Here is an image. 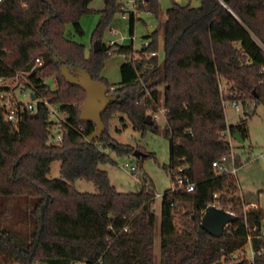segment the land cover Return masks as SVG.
Listing matches in <instances>:
<instances>
[{
    "label": "trees",
    "instance_id": "16d2710c",
    "mask_svg": "<svg viewBox=\"0 0 264 264\" xmlns=\"http://www.w3.org/2000/svg\"><path fill=\"white\" fill-rule=\"evenodd\" d=\"M92 1L0 3V78L30 73L35 86L49 79L55 89L44 97L64 117L56 125L48 109L37 105L33 113L23 111L14 127L0 110V264H155L152 186L145 182L135 193H120L99 166L111 162L107 149L133 152L109 138L114 114L124 115L134 130L158 131L154 121L145 123V117L157 112L160 85L169 142L166 169L171 173L183 167L180 175L194 184V190L170 188L161 196L158 264H229L231 255L239 256L240 264H264L261 210L245 211L249 203L238 196L235 177L216 175L211 167L231 154L227 134H238L244 141L248 137L244 121L226 124L224 103L264 106V0H199V8L173 4L162 26L160 63L157 55L149 57L157 54V29L146 37L152 39L149 47L130 59L131 46L108 48L101 42L103 30L120 9L118 0H102L85 58L80 18L92 12ZM138 11L158 17L157 0H136ZM134 21L132 13L130 36ZM95 42L102 46L96 54ZM53 50L68 67L84 68L93 80L113 88L110 93L120 100L107 107L101 117L105 131L92 142L84 139L94 125L78 120L85 94L62 78V63L53 60ZM106 50L127 58L114 87L102 77ZM36 59L40 66H35ZM215 76L226 88L223 97ZM53 129L61 136L57 143ZM56 161L60 178L52 180L50 165ZM80 179L91 182L97 192L76 191L73 184ZM261 194L264 191L257 197ZM214 202L233 216L218 239L200 226L205 209ZM249 233L253 260L243 256Z\"/></svg>",
    "mask_w": 264,
    "mask_h": 264
},
{
    "label": "rangeland",
    "instance_id": "374dc122",
    "mask_svg": "<svg viewBox=\"0 0 264 264\" xmlns=\"http://www.w3.org/2000/svg\"><path fill=\"white\" fill-rule=\"evenodd\" d=\"M120 9L112 17L108 26L103 30L101 42L106 46L109 42L114 41L120 46H131L132 56H136V52L142 48L144 42L150 43L151 38H146L148 28L158 30L157 40V56L158 62H162L164 58L162 46V26L166 19V11L173 6L190 5L192 8H199V0H157L159 7V15L156 17L153 14L144 11L135 12L133 8V0H118ZM92 12L83 15L80 18V24L84 31V36L80 40L82 44L89 50L85 57L90 54L91 39L94 30L100 20L99 12L103 8L102 0H93L89 5ZM125 9V18L122 17V12ZM134 14L135 21L132 36L129 35L128 18L130 14ZM67 32H71V28H66ZM113 32V33H111ZM127 60L122 54L108 55L104 61L102 77L110 86H116L120 82V67ZM52 90L55 86L47 79ZM162 91L163 85L159 86V104L155 114L148 113L152 117V121L158 126L157 132L134 130L129 120L122 114L116 113L109 120L107 134L109 138L124 146L133 149L132 153L117 154L114 151L107 149L105 153L109 156L111 162L99 166L101 171L108 175L109 182L115 189L124 194L135 193L146 182L152 186V191L155 194L154 212L156 216V233L154 240V255L155 264L159 261V219L161 196L163 193L172 188L174 183L171 180L170 172L166 169L169 166V142L164 135L165 113L162 107ZM223 96L226 88H222ZM224 113L227 125H237L244 121L248 129V137L243 143L230 139L231 153L237 160V172L235 174V183L237 184V194L247 202L251 198L262 212V223L264 224V194L257 197L258 192L264 191V106L255 105L243 107L238 104V109H235L231 102L224 103ZM58 108V107H56ZM57 119L55 116H50L49 120L53 123H60L64 118L59 113ZM155 117V119H154ZM53 134L55 129L52 130ZM56 134V133H55ZM56 142V140L54 141ZM135 151H139L143 156L140 159L133 156ZM125 164L138 167L137 176H132L123 167ZM49 179L60 178V163L53 162L50 165ZM73 187L79 193H96V188L91 182L85 180H76ZM11 205L12 203L9 202ZM216 209H222L228 212V209L220 207L218 202L212 203ZM11 215H9L10 217ZM246 258L250 259L251 249L249 245L245 247Z\"/></svg>",
    "mask_w": 264,
    "mask_h": 264
},
{
    "label": "built area",
    "instance_id": "2783aa9c",
    "mask_svg": "<svg viewBox=\"0 0 264 264\" xmlns=\"http://www.w3.org/2000/svg\"><path fill=\"white\" fill-rule=\"evenodd\" d=\"M3 0H0V3H2ZM133 8L136 12V0H133ZM122 12V17L125 18V9ZM113 33V32H111ZM106 46V45H105ZM119 46L116 42L111 41L106 46L108 48H114ZM149 47V43L144 42L142 45L143 49H147ZM112 50H106L104 53L106 56L112 55ZM157 55L156 53H151L149 57H154ZM148 57V58H149ZM87 58V57H85ZM35 66H40V60L36 59ZM30 73L25 72H15V74L11 78H0V110L3 112L5 120L9 123H11L14 127L17 125L21 113L23 111H27L29 113H33L37 107V105H43L48 109V116H55L57 119H60L59 116V110L58 108L52 106L48 100L44 97L45 94L49 92V90H52L49 86V83L47 79H41L40 84L35 86L28 78ZM216 83L218 84L219 93L221 97H223V85L219 83V80L217 76H215ZM111 91L113 88H110ZM33 97V99H32ZM231 105L238 109V104L235 102H231ZM61 114V113H60ZM62 115V114H61ZM155 119V117H154ZM64 118L60 121L62 122ZM226 139L228 143L230 144V139H233L231 136L227 134ZM55 140L59 142L61 140L60 134H56ZM54 140V141H55ZM101 149V146H99ZM214 173L216 175H232L235 176L237 172V168L235 165V158L234 155L231 153L228 157H223L219 161H214L211 165ZM124 170H127L129 173H131L132 176H137L138 173V167L125 164L123 167ZM184 171L183 167L178 168L175 171H172L170 173L171 180L174 183V186L171 188L172 191H184L186 193H191L194 190V184L191 183L185 176H181L180 174ZM216 198V196H214ZM212 207V204H210L208 207ZM258 209V206L256 204H247L244 206V210H256ZM226 212V211H225ZM230 215H232L231 212H226ZM260 234L264 235V224L262 223L260 227ZM251 233L247 236V245H249L251 249V256L249 260H253L254 258V252L251 248V239H252ZM260 254V252H258ZM243 256L246 258V254L244 252ZM239 256L237 255H231L228 257V260L230 263H235ZM229 263V264H230Z\"/></svg>",
    "mask_w": 264,
    "mask_h": 264
},
{
    "label": "water",
    "instance_id": "95a60500",
    "mask_svg": "<svg viewBox=\"0 0 264 264\" xmlns=\"http://www.w3.org/2000/svg\"><path fill=\"white\" fill-rule=\"evenodd\" d=\"M153 31L154 28H148L149 34H151ZM92 50L95 54L101 52V43L95 42L92 45ZM53 60L55 62L62 63L59 66V73L62 78L71 86L80 88L85 94L84 102L80 107L78 120L80 123H89L94 125V131L84 139V143H89L100 138L105 131V127L101 120L102 115L108 106L114 102H120V100H118L116 95L110 93L111 89L106 87L104 84L93 80L86 69L80 67H68L64 61L60 60L55 50H53ZM145 123L147 125L152 124V117L150 115L145 117ZM12 137L14 136L12 135ZM233 140L237 141L238 143L244 142V140L241 139L238 134H234ZM133 156L139 158L143 155L139 151H135ZM232 219L233 216L226 213L224 210L216 209L215 207L210 206L205 209L200 219V226L210 236L218 239L223 235L224 229L229 225ZM230 264H240V262Z\"/></svg>",
    "mask_w": 264,
    "mask_h": 264
},
{
    "label": "crops",
    "instance_id": "0c3cea01",
    "mask_svg": "<svg viewBox=\"0 0 264 264\" xmlns=\"http://www.w3.org/2000/svg\"><path fill=\"white\" fill-rule=\"evenodd\" d=\"M88 52H89V50L87 48H85V53L87 54ZM249 204H255V203L254 202H250Z\"/></svg>",
    "mask_w": 264,
    "mask_h": 264
}]
</instances>
